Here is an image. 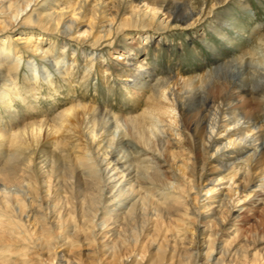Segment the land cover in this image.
<instances>
[{
    "label": "bare ground",
    "instance_id": "bare-ground-1",
    "mask_svg": "<svg viewBox=\"0 0 264 264\" xmlns=\"http://www.w3.org/2000/svg\"><path fill=\"white\" fill-rule=\"evenodd\" d=\"M52 1L64 0H0V12L4 15V25H0V34L4 36L0 38V103L10 116L0 123V198L6 209L24 212L21 198L30 197L33 207L27 221L37 230L31 251L40 253L50 231V226L43 227L36 219L41 217L36 214L41 211L34 203L33 192L38 176H42V183L50 177L55 180L58 197L50 200L49 207L57 209L58 200H65L68 202L63 204L67 206L65 210L78 211L82 223L87 221L90 225L87 210L97 200L93 202L94 197L89 193L98 185L97 177L103 174L101 196L98 194L97 199L100 198L99 204L105 208L107 217L96 223L99 227L96 236L107 243L101 248L86 247L84 255L88 260L91 254L104 250L111 260L99 262L96 258L97 264H200V256L204 259L201 264H264L256 259L260 249L244 261L235 258L238 255L242 258L248 245L262 243L260 238L233 246L227 253L228 260H223L222 255L226 254L223 249L232 243L221 244L224 240L220 239L214 251L213 239L229 233L236 236L238 229L234 220L245 211L257 213V208L264 204V31L260 27L254 30L252 43L240 54L225 59L218 57L204 73L184 77L159 72L150 65L146 55L151 44L154 49L164 44L166 33L161 30L189 29L204 20H211L210 29L225 38L227 34L220 28L236 29V26L212 9L233 0H212L209 12L205 0L198 7L193 0H76L75 5L72 2L61 10ZM237 4L247 5L245 0ZM82 26H85L83 33L75 35L76 29ZM97 28H101L99 35L90 41ZM130 30L137 34L128 41ZM13 34L16 45L7 41ZM203 34L200 32L197 36L204 39ZM120 37L125 44L114 45ZM73 41L76 44L69 60L66 52ZM96 45L103 47L101 53L92 48ZM36 56L45 64L42 63V68L51 64L58 75L55 80L48 79V91L41 98L58 93L55 83L60 80L69 85L70 105L64 109L39 111L40 107L31 103L32 99L40 98L44 87L43 77L36 71L41 67L34 64ZM25 58V66L30 71L19 79ZM82 66L85 71L78 81L79 77L71 71L75 68L82 71ZM96 67L107 76H112L115 69L112 80H118L122 88L131 92L127 110L71 97L77 86L90 79ZM15 101L23 108L13 109ZM77 126L87 141L96 139L87 156L101 162L97 172L86 165L80 168L79 174L73 175L77 169L72 163L78 152L74 135ZM53 134L62 136L45 140ZM183 139L190 142L195 153L200 151L204 155L200 169L197 173L190 170L191 175H197L199 183L206 170L212 175L203 185V188L209 186L205 193L194 185L195 199L201 205L191 207V212L198 216L201 210L207 221L196 229L197 236L190 240L196 247L185 255L174 254L176 248L170 252L165 243L155 246L140 261L134 260L131 254L121 258L122 248L128 244V229L145 213L158 214L159 207L151 206L152 201L156 206H173L171 209L178 211L185 208L178 196L170 194L177 192V186L164 178L167 162L174 161L171 165L179 170L177 160H172L179 152L168 151L171 158H163L165 142ZM173 146L181 148L177 143ZM73 177L79 181L77 190L83 194L76 201L64 195L68 192V180ZM63 210H56L51 217L59 219ZM214 226L219 229L213 231ZM106 229L108 233L101 234ZM69 239H62L59 246L67 244ZM65 251L62 247L52 255L57 264H79L74 260V253ZM218 253L220 256L216 257ZM186 255H195V260Z\"/></svg>",
    "mask_w": 264,
    "mask_h": 264
},
{
    "label": "rangeland",
    "instance_id": "rangeland-1",
    "mask_svg": "<svg viewBox=\"0 0 264 264\" xmlns=\"http://www.w3.org/2000/svg\"><path fill=\"white\" fill-rule=\"evenodd\" d=\"M193 1L196 7H198L199 3L202 2V0ZM238 1L239 0H233L226 6H222L221 8H218L219 6H216V8L212 9L213 11H218L220 15H225V18L231 19L233 25L236 26V29L220 28L222 32L227 34L225 38H222L220 35H218V33L210 29L211 20H204L189 29H176L167 32L161 30V32H164L163 34L166 33V36L164 37V44L156 49H154V45L151 44L152 46H150L149 51L146 55L149 64L154 66L155 69H157L159 72L166 74L173 73L185 77L188 75H197L198 73H204L214 64L218 57L220 59H225L226 57L233 56L234 54H240L241 52L245 51L247 49L248 43H252L253 41L252 34L254 30L260 27V29L264 31V0H245L247 5L243 7L238 6ZM72 2H74L73 5H75L76 0H64L63 2L53 3L56 4L58 10H61L66 9L69 5H71ZM205 4L207 6V11L209 12L211 10V6L213 5V1L205 0ZM3 17L4 15H2V13L0 12V25H4L2 23ZM25 29L28 30V28ZM83 29H85V26L76 29L75 35L82 34ZM99 30H101V28H97L95 31H93V34L95 36L91 37L90 41H93L97 37V35H99ZM200 32H204V39H201V37L197 36V34H200ZM18 33L21 32H16V34ZM136 34L137 33L135 30H130V33H128V37L127 35L125 37H127L126 39L130 41L131 38H135ZM14 36L15 34L11 35V37H8L7 39V41L12 45L17 44V42L13 40ZM1 37L4 36L0 34V38ZM123 37H120L119 41L117 42L118 44L114 43V45L123 46L125 44ZM58 44L61 45V43ZM75 44L76 42L73 41L68 52H66L69 55V60H71V52L75 48ZM97 47L98 45L92 48H94V51H96L97 53H101L102 51L100 50V48L103 47ZM87 48L88 50L90 49L89 47ZM105 48L114 51L107 46ZM30 57L34 58L32 56ZM26 59L27 58H25L21 62L18 76L19 79H22L26 75L25 72L29 70V68L25 66ZM108 60L110 61V59ZM42 63L39 59V56H36L34 64H36L37 67H41L40 70H38L37 68L36 71L37 73H40V75H42V83L44 84V87L39 94L40 98L38 100L32 99L31 103L35 106L38 105V107H40L39 111L62 110L70 105V95L68 94L69 85L60 80V83H55V85H57V88L59 89L58 93L53 94L51 97L45 96V98H41V94L47 93L48 91V79L50 78L55 80L58 76L51 64H48L47 68H42L44 64ZM81 69L82 71L77 70L76 68L71 71L72 74L75 73L76 77H79L78 81H81L80 79L85 71V67L82 66ZM112 72V76L102 75V73L104 72L101 73V71H99L96 67L92 72L90 79L86 83L83 82L82 84L77 86L75 89L76 93L71 94V97L74 96L75 99H81L85 103L89 104L100 103L110 105L112 108L119 111L125 109L127 110L131 105V102L128 103V95H130L131 92H129V90L127 89L122 88L118 80L116 82L112 80L115 77V69H113ZM22 108V104L19 101H15L13 109L19 110ZM9 118L10 116L6 108H4L0 103V123L9 120ZM75 130L77 131L74 135L77 138L78 152L76 153V156H74V159L72 161V163L77 166L76 172H74L73 175L75 176L76 174H79V172L81 171L80 168L86 165L91 167V171L97 172V169H99L102 165L101 162L99 161V159H90L91 157L87 156L88 153H91L90 148L95 144L96 139H90V141H87L83 130L79 126H77ZM61 136L62 135L53 134L45 140H56ZM175 143L180 145L181 148L174 147L173 145ZM185 145L186 147H184ZM168 151L179 152V155L174 156V158L172 159L177 160L179 170L177 169V167L175 168L173 167V165H171L174 161L167 162V173L164 174V178H167L170 182H172V184L177 186L175 188L177 192H171L170 194L178 196L180 198L179 202L184 204L185 208L178 211L171 209L173 207L171 206V208L168 207V209L167 207L162 205L156 206L157 203L152 201L154 204H152L151 206L159 207L158 214L153 216L145 213L138 219L136 224L132 225L128 229L130 231L126 236L128 244L125 245L124 248H122L121 258L125 259L129 254H131L132 256H134V260L140 261L141 257L145 256V254L146 256L148 253L150 254V251H153V248L155 246L158 247L159 245H164L165 243L168 244L166 248H170V252H172L173 249L176 248L174 254L180 253L182 255H185L186 253H188L187 251H189V249L196 247V245L193 243L194 241L190 243V240L192 238L194 239L195 236H197L196 229H198L199 227H203L204 224L207 223V221L203 218V213H201V210L198 216L191 212L192 208H200L201 205V203L198 202V199H195L197 195L195 194L196 188L194 187V185L197 187L200 186L203 194L205 193L207 187H209L206 186L205 188H203L204 183H206V178L212 176L210 170H206L207 173H204L203 176H201V180L199 183L197 180V175H191L192 173L190 172V170H193L194 173H197V170L200 169L201 164L204 160L203 153H201L200 151H197L195 153L194 148L190 147V142H185L184 139L182 142L181 140H172V143L165 142L163 145L164 159L167 156L171 158L170 155H167ZM180 167L184 170H181ZM102 175L103 174H100L97 177L98 185L94 187V190H91V194L89 193V195H93L94 197L93 202L97 200L94 207L93 205H91V207L87 210V212H89L87 216L89 218L90 225L87 221L85 223H82V219L77 216V214L79 215L78 211L72 209L65 210L67 206L63 207V204L68 203L65 200H58V203L56 205L57 209H52L51 206L49 207L50 200L54 198V196L58 197L55 180L52 177H50V179H48L47 177V182L42 183V176H38L39 183L37 181V187L33 191L35 197L34 203L40 206L37 208L42 213H36L38 214V216H41L36 219L42 222L41 224L43 225V227L50 226V231L46 234L44 240L45 247L40 249V253H33L31 251L32 247L30 246L33 244L37 233V230H34V228L29 224V221H27V214L31 210L30 208L33 207L29 200L30 197L21 198V204H23L24 212H17L6 209L0 198V264H57V260L54 259L52 255L58 252L62 247H64V249L66 250L65 252L70 251L74 253V260L79 264H97L98 261L96 260V258L99 260V262H107L111 260V256L105 255L104 250H98L96 253L91 254L89 260L92 259V262L89 261L88 258L84 255V249L86 247L101 248L102 245L107 243L101 242L96 236L99 229L98 226L96 227V223L103 220V217H107L105 208L102 209L101 204H99L100 198L98 197L97 199V195L101 193L100 187L103 184V182L101 181V177L103 178ZM72 179L73 180H68V192H65L64 195H66L72 201H76L75 199L82 197L83 194L82 192H79V190H77L79 181L76 182L77 179H75V177H73ZM71 197H73L74 200ZM203 199L204 196L201 198V200ZM190 200H192V204L190 203ZM62 208L64 210L62 214L60 213L61 216L59 217V219L57 218L58 220L54 219V217H51L56 210L61 212ZM249 213L252 212L245 211L241 213V216L239 218L234 220L237 221L235 226L238 229L236 232V236H233V233H229V236H214V251H216L215 249L219 245L220 239L224 240L220 241L221 244L232 243V246H226L223 249V251L226 253L222 255L223 260L229 259L230 256H228L227 253H229L233 249V246L238 247L242 242L246 240L250 242L251 240L260 238L262 239V243H258L255 245L250 244V246L248 245L244 250L245 255L241 254L243 256L242 258L239 255L237 257H234L244 261L247 258H252L253 253L260 249V251L257 252V255L259 256L256 259H259L257 260V262L264 263V204L260 205L257 208V213H252V215H250ZM52 219L53 223H50ZM55 221L57 222L55 223ZM218 229L219 226L213 227V231H217ZM107 231L108 229L102 231L101 234L106 233ZM231 236H233V238L230 240L229 238ZM65 237L70 238L69 242L62 247L59 246L60 244H62L59 242ZM110 244L112 245L113 243ZM217 256H220V254L218 253L216 257ZM185 257L191 260H195V255H186ZM201 262H204V259H202V257L200 256V264Z\"/></svg>",
    "mask_w": 264,
    "mask_h": 264
}]
</instances>
